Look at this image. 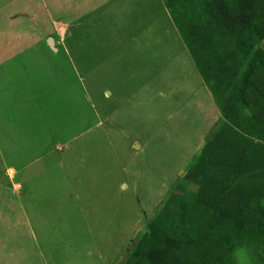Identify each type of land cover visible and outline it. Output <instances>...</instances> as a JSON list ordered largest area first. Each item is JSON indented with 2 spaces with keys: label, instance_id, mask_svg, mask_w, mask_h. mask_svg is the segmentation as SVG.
Instances as JSON below:
<instances>
[{
  "label": "rangeland",
  "instance_id": "374dc122",
  "mask_svg": "<svg viewBox=\"0 0 264 264\" xmlns=\"http://www.w3.org/2000/svg\"><path fill=\"white\" fill-rule=\"evenodd\" d=\"M200 76L163 0H0V264H69L87 218L127 264L213 121Z\"/></svg>",
  "mask_w": 264,
  "mask_h": 264
},
{
  "label": "trees",
  "instance_id": "16d2710c",
  "mask_svg": "<svg viewBox=\"0 0 264 264\" xmlns=\"http://www.w3.org/2000/svg\"><path fill=\"white\" fill-rule=\"evenodd\" d=\"M163 2L226 123L127 264H235L264 244V0Z\"/></svg>",
  "mask_w": 264,
  "mask_h": 264
},
{
  "label": "crops",
  "instance_id": "0c3cea01",
  "mask_svg": "<svg viewBox=\"0 0 264 264\" xmlns=\"http://www.w3.org/2000/svg\"><path fill=\"white\" fill-rule=\"evenodd\" d=\"M186 46V45H185ZM187 48V47H186ZM188 50V49H187ZM189 52V51H188ZM190 54V53H189ZM191 56V55H190ZM192 58V57H191ZM193 60V59H192ZM193 63H194V61H193ZM195 64V63H194ZM195 66H196V64H195ZM199 75H200V73H199ZM201 77V76H200ZM201 80L203 81V79H202V77H201ZM203 87H207L206 86V83H204V81H203ZM164 87H165V83H164ZM202 91H204V93L203 94H205V95H201L200 93L196 96L197 98H198V107H200V108H202V106H203V108L205 107L206 109L208 108L209 110H210V112L212 113V119H213V121L211 120L210 121V125L208 124V121H209V119H208V117L210 116V115H208V117L207 116H205L204 115V117H205V121H206V125L208 126H206L207 128L204 130V134H203V136H202V138L199 140H196V142H197V144H196V147L195 146H192L191 148H190V152H192L191 153V156H190V158L192 157H194L195 159H197L199 156H200V154H201V152H202V150H203V148L206 146V144L215 136H213L212 138H210V139H208V137L210 136V134H211V132L212 131H215V129H217V128H219L220 126H221V128L224 126V124L226 123V121H225V119L223 118V116H222V113H221V111H220V109L218 108V105H217V103H216V101H215V99H214V97H213V95H212V93L210 92V90L208 89V87H207V89H203ZM110 94V93H109ZM109 94H107L106 96H108ZM111 95V94H110ZM207 106V107H206ZM207 109V110H208ZM207 117V118H206ZM210 118V119H211ZM99 125H103V119H102V117H100V120H99V123H98ZM217 124H219V126H217ZM219 130H220V128H219ZM218 130V131H219ZM217 131V132H218ZM216 134V133H215ZM190 142H192V138L189 140ZM182 171H180V173H181ZM172 191H174V190H172ZM85 215H87V214H85ZM86 219V218H85ZM82 223H84L85 225H89V227H88V229H87V231H86V229H85V231L86 232H81L80 230H78V232H76V234L75 235H73L72 234V236H70V239L71 240H73V241H77V242H79V243H77V244H75V245H72L71 247H70V251H69V253H71L70 254V263L69 264H81V262L82 261H80V258L82 257V256H91V255H96L97 256V258H98V253H105L106 255H104L105 257H101L100 258V260H101V264H118V262L117 261H111L110 262V259H108L107 258V253L108 252H105L104 250H102L101 248H98V228H96L97 227V225H98V219H86V220H83L82 221ZM87 232H88V234H87ZM84 234H85V236H84ZM91 235H93V236H95V238L96 239H92V242H94V244H93V246H92V250L91 249H89V252L87 253H85V249H84V247L83 246H86L85 244V242L84 243H82L81 241L83 240V237L85 238V240L84 241H89V239H90V236ZM83 245V246H82ZM87 249V250H88ZM93 252V253H92ZM85 253V254H84ZM86 258V257H85ZM112 260V259H111ZM53 260H51L50 261V264H58L57 262H55V260L52 262ZM98 261V260H97ZM109 262V263H108ZM91 264V263H90ZM92 264H95V263H92ZM96 264H98V263H96Z\"/></svg>",
  "mask_w": 264,
  "mask_h": 264
}]
</instances>
